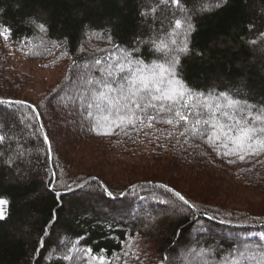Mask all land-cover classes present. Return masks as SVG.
I'll return each instance as SVG.
<instances>
[{"label":"trees","instance_id":"obj_1","mask_svg":"<svg viewBox=\"0 0 264 264\" xmlns=\"http://www.w3.org/2000/svg\"><path fill=\"white\" fill-rule=\"evenodd\" d=\"M0 197V264H264V0H0Z\"/></svg>","mask_w":264,"mask_h":264},{"label":"rangeland","instance_id":"obj_2","mask_svg":"<svg viewBox=\"0 0 264 264\" xmlns=\"http://www.w3.org/2000/svg\"><path fill=\"white\" fill-rule=\"evenodd\" d=\"M166 6H168V4ZM206 8H208V6ZM158 11L159 10H158L157 7H155L152 10L151 13L152 14L154 13L153 17H155V14H158ZM174 31L176 32V27L174 28ZM148 44L150 45V42H148ZM170 48H172V47H170V46H168V47L162 46V47H159L158 50L167 51V50H171ZM89 65L92 67L93 63H90ZM91 69H93V68H91ZM102 71L104 72L103 75L105 76L104 79L106 80V77L108 76V73L106 72V66L102 67ZM75 97H77V94L75 95ZM100 103H103V101L101 102V100H100ZM72 121H74V126H75V128L77 130V127H79V126H81V125H83L85 123L86 118L82 114H77V115H74V117H72ZM16 152H17V155H12V157H11L12 160H14V162L24 158V156H22L21 151L17 150ZM86 201H87V203L84 206L85 208L82 209L81 211H79L80 214H82V215L85 214L86 215L85 218H83V220H91V219H93L92 214L89 213V209H90L89 207H93L94 209H97L99 212H103V208H102L103 205L101 206L102 203H100L101 201L98 198H96V197H93V198L89 197L88 198L87 197ZM87 204H88V206H87ZM171 207L174 209L175 213L182 211L181 209L179 210V208H177V206L175 207L174 204H172ZM8 210H9L8 199L6 197H0V218L6 217L7 213H8ZM49 256H52V255L49 254ZM176 264H179V261L177 259H176Z\"/></svg>","mask_w":264,"mask_h":264}]
</instances>
